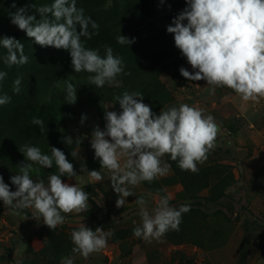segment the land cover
I'll list each match as a JSON object with an SVG mask.
<instances>
[{
    "label": "rangeland",
    "instance_id": "obj_1",
    "mask_svg": "<svg viewBox=\"0 0 264 264\" xmlns=\"http://www.w3.org/2000/svg\"><path fill=\"white\" fill-rule=\"evenodd\" d=\"M135 1L111 0V6L106 7L109 0H76L77 7L86 6V16L99 24L98 36H106L114 43L121 58H134L135 63L153 66L160 54L177 56L178 62L159 76L167 98L155 113L181 103L198 105L205 114L213 115L220 126L216 148L198 165L196 173L182 171L176 162L165 156L163 159L171 164L169 174L152 183L130 186L134 195L125 198L124 207L117 208L118 197L111 188L109 173L99 169L89 141L94 125L103 129L104 111H118L119 106L105 103L103 110H99L81 101L72 105L58 103L46 116L26 112L24 122L9 137L10 152L25 144L37 146L48 155H51V146L64 151L79 176L71 181L67 177L63 179L77 183L90 193L89 208L67 215L64 225L50 230L42 220H23V215L30 216L31 210L25 209L21 216L14 217L0 201V264H60L63 257L74 255L71 232L81 223L93 230L103 227L113 235L108 238L105 249L87 259L75 254L74 264H264V99L258 103L245 102L227 88H217L213 95L205 81H187L180 75L179 68L192 69L175 47L173 34L166 31L172 18L186 6L185 0H164L162 4L160 0H143L147 10L135 23L117 25L122 8L132 7ZM12 3L13 0H0V37L19 34L20 30L9 16L16 8L33 3L37 6L51 4L52 0H15L16 8ZM29 14H33L31 8ZM36 15L39 19L38 13ZM5 26L9 32L4 34ZM120 34L135 38V43L118 44L116 37ZM100 53L103 55V50ZM14 111L10 104L0 108V122L5 121L6 116L11 117ZM82 114L88 117L83 125L80 124ZM34 117L44 121L43 130L32 123ZM64 136L86 137L80 145V156L89 170L102 173V181L91 182L87 173L79 171L81 161L70 155L75 145L63 143ZM6 154L0 148V175L15 190L10 177L19 173V163L25 157L22 153L16 158L12 153ZM57 172L55 163L51 169L40 167L39 178L47 184V177ZM32 178L37 179V174L32 173ZM161 189L166 191H159ZM165 195H170L172 207L191 205V210L182 215L180 230H170L158 241L147 242L134 237L133 228L140 223L136 198L144 197L151 212Z\"/></svg>",
    "mask_w": 264,
    "mask_h": 264
},
{
    "label": "clouds",
    "instance_id": "obj_2",
    "mask_svg": "<svg viewBox=\"0 0 264 264\" xmlns=\"http://www.w3.org/2000/svg\"><path fill=\"white\" fill-rule=\"evenodd\" d=\"M160 2L162 4L164 0ZM185 5L166 27L167 33L173 34L175 47L192 69L180 67V75L191 82L205 81L213 95L217 88H227L245 102L258 103L264 99V0H185ZM110 6L111 0L106 7ZM12 7L16 8L15 0ZM30 8L33 14H29ZM9 16L11 23L35 44L66 51L74 73H88V82L95 88L121 87L122 81L117 77L131 75L125 72L122 58L114 55L110 45H104L103 55L99 48L86 47L81 38L90 40L98 35L99 24L85 15L84 8L77 7L76 0H52L51 4L40 6L26 4ZM116 41L129 46L135 43V38L120 34ZM0 47L6 50L0 59L8 67L28 63L21 40L3 36ZM7 75L6 71H0V82ZM21 82L19 76L13 80L14 94L20 92ZM65 92L67 103L75 104L77 89L68 80H65ZM113 98L119 110L104 111V127L94 125L89 142L99 169L109 173L111 188L118 197L117 208L124 207L125 198L134 195L130 186L152 183L169 174L171 164L163 159L165 156L176 162L182 171L196 173L198 165L203 164L217 146L220 126L213 115L205 114L198 105L181 103L161 109L157 114L151 105L144 103V95L139 91H124ZM10 102V96L0 95V106ZM87 119V115L82 114L80 124ZM32 123L43 130L41 118L34 117ZM85 138L64 136L62 142L67 146L75 145L70 155L81 161V173H87L91 182L102 181V173L89 170L80 156V145ZM19 151L25 160L19 163V173L10 177L15 190L0 175V201L12 216H21L25 209L31 210V215L24 214L23 220H42L45 226L54 230L65 224L67 215L79 214L89 208L90 193L77 183L63 179L67 177L71 181L79 176L64 151L51 146V155H48L29 144ZM53 163L58 172L49 175L46 184L39 178L40 167L51 169ZM32 173L37 174V179L32 178ZM170 199V195L160 197L150 212L147 200L142 196L136 198L140 223L133 228L134 237L147 242L158 241L170 230H180L182 215L191 210V205L172 207ZM111 235L113 233L104 231L103 227L93 230L81 223L71 232L74 255L63 257L60 264H74L75 254L87 259L100 252L108 246ZM21 244L23 248L27 247L23 241Z\"/></svg>",
    "mask_w": 264,
    "mask_h": 264
},
{
    "label": "trees",
    "instance_id": "obj_3",
    "mask_svg": "<svg viewBox=\"0 0 264 264\" xmlns=\"http://www.w3.org/2000/svg\"><path fill=\"white\" fill-rule=\"evenodd\" d=\"M80 7L84 8L86 15L87 7L84 5ZM146 10L147 5L143 0L135 1L132 7H123L117 25L125 26L135 23ZM6 27L3 29L4 34L9 32V28L6 29ZM89 30L91 31V28ZM8 36L12 37V34H8ZM14 37L24 44V53L29 60L23 66L8 67L0 59V71L8 73L5 80L0 82V95L10 96L11 102L8 104L11 108H15L11 117L6 116L5 121L0 122L4 124L0 126V148L3 149V152L6 151V155L12 153L13 158L18 157L21 152L18 149L10 152L8 140L11 133L24 122L22 118L26 112H38L40 116H46L52 113L58 103L68 104L65 100V80L73 83L77 89L78 99L75 104L83 101L103 110L105 103H117L113 98L114 95L124 91H139L144 95V103L151 105L155 112L164 105L167 98L159 76L164 70L172 68L178 62L177 56L172 54L158 55L159 61L153 66L142 62L135 63L134 58L132 60L122 58L125 72H130L131 75L118 76V79L122 81L121 87L105 85L103 89H98L89 84L88 73H74L70 56L66 51L51 47L42 48L21 30ZM81 39L86 47L99 48L103 50V53L104 45H110L114 55L118 56L117 46L106 36L94 35L90 40L84 37ZM5 54L6 50L0 47V57ZM18 76L22 78L21 90L18 94H14L12 91L13 80Z\"/></svg>",
    "mask_w": 264,
    "mask_h": 264
}]
</instances>
